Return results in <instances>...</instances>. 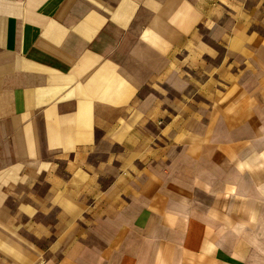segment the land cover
Listing matches in <instances>:
<instances>
[{
    "label": "crops",
    "instance_id": "obj_1",
    "mask_svg": "<svg viewBox=\"0 0 264 264\" xmlns=\"http://www.w3.org/2000/svg\"><path fill=\"white\" fill-rule=\"evenodd\" d=\"M0 264H264V0H0Z\"/></svg>",
    "mask_w": 264,
    "mask_h": 264
}]
</instances>
